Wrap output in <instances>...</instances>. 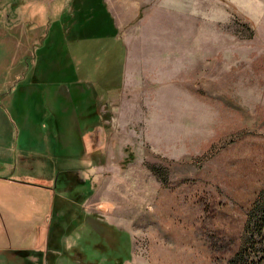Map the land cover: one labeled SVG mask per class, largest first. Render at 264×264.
Here are the masks:
<instances>
[{"label": "rangeland", "instance_id": "rangeland-1", "mask_svg": "<svg viewBox=\"0 0 264 264\" xmlns=\"http://www.w3.org/2000/svg\"><path fill=\"white\" fill-rule=\"evenodd\" d=\"M39 6L35 57L79 18L34 66L0 36V159L73 174L44 252L4 229L0 264H234L251 232L264 256V0H0V28Z\"/></svg>", "mask_w": 264, "mask_h": 264}, {"label": "crops", "instance_id": "crops-1", "mask_svg": "<svg viewBox=\"0 0 264 264\" xmlns=\"http://www.w3.org/2000/svg\"><path fill=\"white\" fill-rule=\"evenodd\" d=\"M27 12L29 14H25L26 16L23 18V25L16 24L6 28L5 30L0 28V36H4L3 40L1 39L3 45L10 42L4 39L13 38V41L9 43V46L11 48L14 47V66L16 64L19 66L23 61H27L28 59L30 60V65L34 66L35 61H37V57L33 55L32 49L23 45L25 43H21L19 39H16L14 34L20 33L24 35L25 38L28 37L31 40L32 33L36 32L38 29L36 26L31 28L24 26V23L27 21L26 19L37 17L39 18V21H44V17H47L48 11H43L39 6L37 10H29L28 7ZM51 17L53 18H50L49 21H45L46 24L44 26L46 28V33L50 30L52 26L51 24L58 20L57 12H55V14ZM5 46H8V44L3 47ZM29 52L30 57L27 56ZM9 58L11 61V55H9ZM7 73L10 75L12 71L9 70ZM8 157V159H0V171H5L7 164H9V170L6 171L7 173L0 176V234L3 232L1 230H12L14 239L17 241L16 243L21 244L18 249L26 250H29V247H26L27 242L29 240L32 242L35 240L34 237H38L41 246L34 247L32 244L30 248L44 252L43 248L46 245L45 240L49 230L48 223L50 222V217L52 216L51 212L53 205L55 200H58V203L60 202L59 197L60 195L63 196L61 192H67L66 190H63L60 193L58 192V190H60L58 189V187H60V184L58 183L60 181L59 177H61V175L64 177L63 183H61L63 184L62 186H64V184H68L66 176L73 174L71 172L72 170L66 165H64V168L58 167L56 159L46 158L44 162H38V164L30 170L25 167L23 168L22 165L20 166V164L24 163L23 161H25V158L19 157L16 154H11V156ZM17 174L22 175L18 177ZM30 175H36L41 179L46 178L47 181L32 183V180L30 181L27 179L30 178ZM63 200L66 199L64 198ZM39 212H42V214L45 215H40L38 214ZM42 226H44V228ZM11 249L18 250L17 248Z\"/></svg>", "mask_w": 264, "mask_h": 264}, {"label": "trees", "instance_id": "trees-1", "mask_svg": "<svg viewBox=\"0 0 264 264\" xmlns=\"http://www.w3.org/2000/svg\"><path fill=\"white\" fill-rule=\"evenodd\" d=\"M64 17L62 18V16H60L58 18L57 21L53 22L51 25L50 30L48 31V33L46 34V36L44 37L41 46H39L38 51L37 52V62L40 63V61H38V59L42 58L43 56L47 55V50L54 46L56 47L59 44V41L61 37L60 33L64 32L65 27L63 25H60L61 22L66 21V23L69 24V22L72 21V18L74 17H78L79 16L77 14H75L74 16L69 12L66 13L65 15H63ZM71 28L70 31L73 30L74 33H76V29H73L74 27V23H71ZM68 31V33L70 32ZM65 35V33H64ZM52 61V60H49ZM37 63V64H38ZM49 63V62H47ZM47 63L45 64V67H49L46 66ZM36 64V66H37ZM35 66V67H36ZM83 201V200H82ZM262 221H264V218L260 217L258 223L255 222L254 224V229L253 230H258L257 235L262 238V242H260V245H262L263 249H264V223L262 224ZM254 237V233L251 232L249 238H247V240L241 245L236 257L232 260V262L234 264H264V256H260L258 257L257 254H254V248L256 245V242L253 240ZM20 251L19 249L16 250L15 252ZM118 262V264H122L121 259L117 258L116 260Z\"/></svg>", "mask_w": 264, "mask_h": 264}, {"label": "flooded vegetation", "instance_id": "flooded-vegetation-1", "mask_svg": "<svg viewBox=\"0 0 264 264\" xmlns=\"http://www.w3.org/2000/svg\"><path fill=\"white\" fill-rule=\"evenodd\" d=\"M58 183H59V182H58ZM65 185H66V184H64V186H65ZM64 186H63V187H64Z\"/></svg>", "mask_w": 264, "mask_h": 264}]
</instances>
